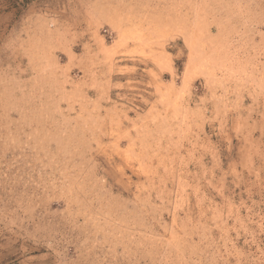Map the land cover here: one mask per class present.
<instances>
[{
	"label": "rangeland",
	"instance_id": "rangeland-1",
	"mask_svg": "<svg viewBox=\"0 0 264 264\" xmlns=\"http://www.w3.org/2000/svg\"><path fill=\"white\" fill-rule=\"evenodd\" d=\"M0 264H264V0H0Z\"/></svg>",
	"mask_w": 264,
	"mask_h": 264
}]
</instances>
